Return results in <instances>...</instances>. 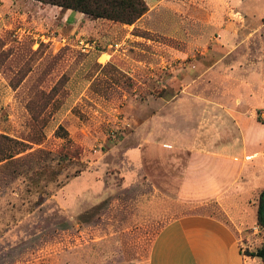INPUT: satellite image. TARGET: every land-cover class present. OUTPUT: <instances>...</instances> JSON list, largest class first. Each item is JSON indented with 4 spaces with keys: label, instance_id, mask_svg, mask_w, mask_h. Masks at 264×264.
Wrapping results in <instances>:
<instances>
[{
    "label": "rangeland",
    "instance_id": "1",
    "mask_svg": "<svg viewBox=\"0 0 264 264\" xmlns=\"http://www.w3.org/2000/svg\"><path fill=\"white\" fill-rule=\"evenodd\" d=\"M34 1L0 0V133L31 147L0 163V264H148L156 233L180 213H170V139L190 140L198 123L264 125L262 1L252 12L242 0H163L150 30L73 33L62 9L46 20ZM60 125L72 156L59 152ZM256 226L246 254L264 246Z\"/></svg>",
    "mask_w": 264,
    "mask_h": 264
},
{
    "label": "crops",
    "instance_id": "2",
    "mask_svg": "<svg viewBox=\"0 0 264 264\" xmlns=\"http://www.w3.org/2000/svg\"><path fill=\"white\" fill-rule=\"evenodd\" d=\"M146 1L149 11L136 23L129 25L130 30H150L145 18L160 17L158 7L163 0ZM222 1L237 4L241 0ZM242 1L245 2L244 6L250 8L262 1L261 10L264 12V0ZM39 4L37 7L40 10L51 13L47 15L45 12L43 19H57L55 15L60 14L61 7ZM258 9L260 11L259 7L255 10L251 8V11L257 12ZM60 21L72 33L91 25L93 28L102 24L110 27L122 25L107 19H92L71 9L62 14ZM205 109L203 107L202 110ZM228 109H238V106L234 103ZM188 111H193V108L190 107ZM263 126L255 123L247 132H240L236 123L230 124L222 132L198 123L186 130V133L191 134L190 140L170 139V213L176 208L180 213H173L156 233L151 243L148 264L249 263L251 256L244 252L243 235L248 228H254L255 231L258 228L259 202L253 197L257 196L259 200L264 189ZM176 131L175 124L170 125V138ZM181 149L188 153L187 157L178 155ZM149 181L158 191L159 184L152 177H149ZM210 206H214L221 214L211 212ZM248 209H252L254 214L250 222L246 214Z\"/></svg>",
    "mask_w": 264,
    "mask_h": 264
},
{
    "label": "trees",
    "instance_id": "3",
    "mask_svg": "<svg viewBox=\"0 0 264 264\" xmlns=\"http://www.w3.org/2000/svg\"><path fill=\"white\" fill-rule=\"evenodd\" d=\"M42 4H50L61 7L62 12L71 9L80 11L92 19H107L124 24H134L143 17L150 9L146 0H36ZM57 135L67 139L64 151H59L64 157L72 156L76 153L74 142L69 136L68 130L60 125L56 131ZM30 144L24 140L0 133V163L10 161L19 154L26 152ZM78 153V152H77ZM60 154V155H61ZM39 187V184H37ZM42 193L45 186L39 187ZM46 193V192H45ZM257 224L264 229V189L260 194L259 208L257 213ZM252 257H260L264 260V246L247 252Z\"/></svg>",
    "mask_w": 264,
    "mask_h": 264
}]
</instances>
